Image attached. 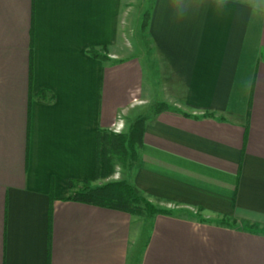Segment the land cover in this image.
Masks as SVG:
<instances>
[{"label": "crops", "instance_id": "0c3cea01", "mask_svg": "<svg viewBox=\"0 0 264 264\" xmlns=\"http://www.w3.org/2000/svg\"><path fill=\"white\" fill-rule=\"evenodd\" d=\"M137 4L0 0V264H264V0H152L145 53ZM146 109L129 183L174 210L67 199Z\"/></svg>", "mask_w": 264, "mask_h": 264}, {"label": "trees", "instance_id": "16d2710c", "mask_svg": "<svg viewBox=\"0 0 264 264\" xmlns=\"http://www.w3.org/2000/svg\"><path fill=\"white\" fill-rule=\"evenodd\" d=\"M144 27L149 20V12L144 15ZM94 58H107L95 49L90 50ZM40 99L45 98V90H40L37 94ZM166 108L159 106V110ZM142 122V123H141ZM144 118L138 120V124L133 126L131 136L123 133H113L108 130L98 132V152L95 179H102L111 173V162L113 154L120 155V159H129L136 162V146L142 143L144 134ZM131 153V156L128 153ZM129 157V158H128ZM69 196L67 199L92 204L100 207H107L122 210L133 215H139L145 211L151 214H166L164 210L154 209L150 203L142 206L145 199L140 197V191L127 181L109 182L102 186H94L92 181L70 180Z\"/></svg>", "mask_w": 264, "mask_h": 264}, {"label": "rangeland", "instance_id": "374dc122", "mask_svg": "<svg viewBox=\"0 0 264 264\" xmlns=\"http://www.w3.org/2000/svg\"><path fill=\"white\" fill-rule=\"evenodd\" d=\"M138 1V6H139V10L142 11L141 14V21L139 24H134L132 27V30L129 31L128 35L129 38L127 39L128 44L132 45V47L136 50V51H140L145 53L148 50V43L146 40V36L144 34L146 27H144V13H147L150 11V6H151V2L152 0H137ZM135 23V22H134ZM163 105L165 107L164 104H160V106ZM143 112V111H142ZM140 113L138 116L134 117V118H129L128 122L126 121L125 125L123 128L118 129L117 127L114 130H108L110 132L119 134V133H123L126 134L128 137L131 136V132H132V128L133 126H135L136 124H138V120L141 118H144V121L146 120V115L148 110L146 109L145 113ZM142 123V122H141ZM145 123V122H143ZM117 130V131H115ZM137 147V146H136ZM129 156H131V153H128ZM129 158V157H128ZM131 158V157H130ZM130 158L127 159L125 161V159H120V155L118 154H113L112 156V164H111V173L110 175L99 179V180H95L92 181L94 186H102L105 185L106 183L109 182H117V181H127L129 183V177H130V173L131 170L133 169L135 162H131ZM130 184V183H129ZM140 197L145 199V201H142V206H146V202L150 203V205H152L154 207V209H160V210H164L168 213H171L174 210V206L170 205V204H165V203H159L156 201L151 200L150 198H148L145 194H143L142 192H139ZM190 215L194 216L195 218L198 219H207L204 218V214L201 212L200 209H190L189 211H187ZM155 214H151V213H147V211L139 214V215H135L137 217H139L140 219H144L146 217H151ZM216 221H220L223 223H227L230 224L232 223V221L226 220V219H215Z\"/></svg>", "mask_w": 264, "mask_h": 264}, {"label": "built area", "instance_id": "2783aa9c", "mask_svg": "<svg viewBox=\"0 0 264 264\" xmlns=\"http://www.w3.org/2000/svg\"><path fill=\"white\" fill-rule=\"evenodd\" d=\"M115 131H117V130H115Z\"/></svg>", "mask_w": 264, "mask_h": 264}]
</instances>
